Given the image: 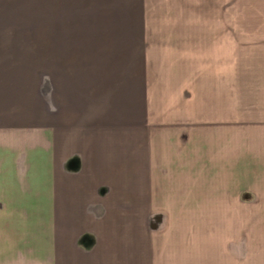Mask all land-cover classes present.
<instances>
[{
    "label": "crops",
    "instance_id": "1",
    "mask_svg": "<svg viewBox=\"0 0 264 264\" xmlns=\"http://www.w3.org/2000/svg\"><path fill=\"white\" fill-rule=\"evenodd\" d=\"M231 19L211 18L226 26L209 35L224 40L206 46L217 60L196 61L193 73L180 61L189 69L173 74L160 104L131 95L108 105L107 96L88 94L65 105L52 88L44 96L42 78L28 75L1 30L0 264H264V224L236 232L231 220L174 219L157 231L149 220L158 212H224L234 198L259 196L247 183L233 185L236 157L247 160L241 180L264 181V62L226 55L244 51L264 18L252 16L248 32L231 28ZM203 31L214 30H180L178 46L190 51L188 37ZM248 69L260 71L241 72Z\"/></svg>",
    "mask_w": 264,
    "mask_h": 264
},
{
    "label": "rangeland",
    "instance_id": "2",
    "mask_svg": "<svg viewBox=\"0 0 264 264\" xmlns=\"http://www.w3.org/2000/svg\"><path fill=\"white\" fill-rule=\"evenodd\" d=\"M163 1L0 0V32H10L5 39L10 41L14 51L21 53L23 61L27 63L28 75L33 73L37 78H42L46 91L44 96H50L52 88L54 96L64 97L65 105L68 104L69 96L88 94L107 96L108 105L118 104L122 96L131 95L156 96L151 103L160 104L163 103L161 96L170 93L169 84L174 82V75H178V69L183 68L181 62L186 65L190 63L192 67L181 69L186 74L188 69L194 72L196 61L208 64L217 60L218 52L211 53L206 46L210 45L209 41L213 38L209 35L221 34V29L226 26L211 18L219 19L227 14L228 19H233L229 23L234 21L230 27H237L241 31L252 29V16L264 18V5L249 4L251 0H246L244 4L243 0H236L237 3L232 6L194 3L179 5ZM181 14L183 18L192 19L180 20ZM195 17L204 20L200 22ZM199 27L214 31L208 36L203 35L206 30L200 32L203 36L188 37L186 46L190 51L178 46L179 37L175 35L180 30ZM253 34L245 38L248 40L244 51L240 49L227 53V60L237 63L249 60L252 64H262L264 43L260 41L264 40V22ZM213 39L215 44L224 40L222 36ZM201 48L204 51H197L198 54L194 52ZM170 65L173 72L169 75ZM245 71L254 73L260 70L241 72ZM114 96L118 100L113 102ZM237 160L236 157V168L240 171L236 172V177L240 180L234 181L233 189L247 183L249 190L259 195L258 198L240 202L234 198L231 206H226L227 211L224 208V212L187 213L186 218L182 212L149 213V220L155 223V229L165 231L164 222L174 219H203L219 223L231 220L237 226L234 228L236 232L241 231L240 227L246 223L264 224V210H261L264 209L261 203L264 200V181L241 180L249 177H243L241 172L245 166L239 164H247V160ZM175 184L179 185L178 182ZM241 198L249 197L244 194Z\"/></svg>",
    "mask_w": 264,
    "mask_h": 264
}]
</instances>
